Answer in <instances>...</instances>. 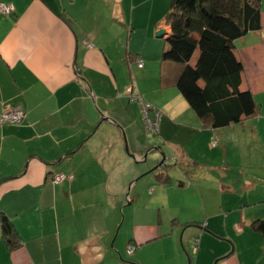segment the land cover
Returning a JSON list of instances; mask_svg holds the SVG:
<instances>
[{"label":"crops","instance_id":"1","mask_svg":"<svg viewBox=\"0 0 264 264\" xmlns=\"http://www.w3.org/2000/svg\"><path fill=\"white\" fill-rule=\"evenodd\" d=\"M149 1L0 0L13 6L0 12V118L6 106L27 114L0 123V210L20 237L10 249L0 235V264H264V235L253 227L264 219V138L243 124L257 114L221 129L203 124L176 86L182 66L162 60L164 42L134 44L149 26L170 34L165 6ZM167 2L169 10L170 0L156 5ZM237 42L242 90L264 92L263 7L262 29ZM133 94L162 111L157 132ZM245 138L257 143L231 159ZM217 152L232 178L223 175L230 185L214 194ZM179 163L194 166L175 171ZM59 173L66 179L54 183ZM182 173L190 180L178 181ZM142 176L146 200L145 186L128 191ZM129 204L119 258L108 243Z\"/></svg>","mask_w":264,"mask_h":264},{"label":"trees","instance_id":"2","mask_svg":"<svg viewBox=\"0 0 264 264\" xmlns=\"http://www.w3.org/2000/svg\"><path fill=\"white\" fill-rule=\"evenodd\" d=\"M261 4L262 0H170L165 17L170 34L164 38L162 60L182 66L176 86L207 127L225 128L258 112L254 93L241 88L244 65L236 40L262 29ZM14 109L25 113L21 122L12 123L21 124L26 111ZM253 227L264 235V219ZM0 235L10 249L19 247V234L2 210Z\"/></svg>","mask_w":264,"mask_h":264},{"label":"rangeland","instance_id":"3","mask_svg":"<svg viewBox=\"0 0 264 264\" xmlns=\"http://www.w3.org/2000/svg\"><path fill=\"white\" fill-rule=\"evenodd\" d=\"M160 1V0H153V2L149 1V6H154L155 5V9H161L162 6H165V9L163 10L162 9V18L165 17L168 12V2L167 4H163L161 3L160 6H157L156 3ZM261 6L263 7V11H264V0H262V4ZM164 19V18H163ZM162 19V20H163ZM148 20V19H147ZM145 24H148L145 22ZM160 31V30H159ZM158 30H153L151 26H149L148 28H144L143 30L141 29L140 31V34H139V37H137L134 42V44L136 45V42H139L141 43V46L144 45L146 42H150L148 39H152V36L155 38L156 41H163L164 42V38L163 37H158ZM254 33H251V35L248 38V43H250L255 35H253ZM238 44V42L236 43V45ZM255 98L258 102V106H259V109H258V113L256 116L252 117V118H247L244 126H245V129L251 131L253 129H255L257 132L261 133V134H258V135H262V138H264V92L262 93H257L255 95ZM191 110V109H189ZM189 115H187L185 112L182 113L181 115V118L182 119H186L188 118ZM242 126V125H241ZM252 133V131H251ZM257 143V142H256ZM255 143V144H256ZM218 144V141L216 140V143L214 144V146L216 145L217 146ZM254 143H252V140L250 138H245L243 139V143H241V145L237 146L235 149L234 148H230L229 151H228V155L231 157V159H238V160H241L242 159V152L243 151L246 155H247V150H250V148L254 147L255 146ZM257 147V146H256ZM258 149H260V147H257ZM219 151H222L221 149V145L219 144ZM236 154L239 156V157H236ZM225 155V152H217V154H214V167H215V170L218 172V173H214V194H216V191H218L217 189H227V187H229L230 185V182L226 179L223 178V175H228L229 178H232L231 174L232 173H229V170L228 169H224V167H226L224 165V162L222 161L223 157ZM152 156V154L150 155V157ZM162 157L160 158L159 160V163L161 161ZM171 166H175L176 164L173 162L170 163ZM180 167H178L177 165V170H191L192 166H194L193 164L191 166H185L181 163H179ZM219 166V169H217V167ZM173 171V173L177 176L178 174H180L181 172H175ZM183 174V178H176L178 181L179 179L183 180V181H189V177L185 174V173H182ZM178 177V176H177ZM144 180L143 179V176L139 179V183L136 187H132L129 191V193L131 192L132 194L136 193L137 189L141 188V187H144L145 184L147 183V181H145L144 183ZM233 183V182H232ZM217 188V189H216ZM152 189H150L149 187L145 186L144 187V191L142 193V200H146L148 198V191H151ZM127 193V191H126ZM189 194V193H188ZM166 206H165V211H164V217H165V221L164 223L166 222H169V213H168V209L170 207H173V204L171 201H169V199L167 198L166 199ZM134 205L133 204H129V205H126L124 206L123 209H121L120 211V222L117 226V228H115V231L113 232V238L111 239V241H109L108 245L112 248V252H118L119 251V247H125L124 249L126 250L127 247H126V243L127 241L129 240V237H130V232H131V212H132V209H133ZM143 207V206H142ZM125 209V211H124ZM157 215H158V212L156 211ZM155 215V214H154ZM153 220H156L157 217L156 216H153L152 217ZM173 219V218H172ZM171 219V220H172ZM118 237V239H117ZM117 239V241H116ZM116 241V243H115ZM133 244V243H131ZM126 256H130L126 253L125 257L122 256V259H127ZM118 257L120 258V255H119V252H118Z\"/></svg>","mask_w":264,"mask_h":264},{"label":"built area","instance_id":"4","mask_svg":"<svg viewBox=\"0 0 264 264\" xmlns=\"http://www.w3.org/2000/svg\"><path fill=\"white\" fill-rule=\"evenodd\" d=\"M12 10V5L0 3V11L4 14H9ZM143 64L144 61H138L139 67H142ZM133 97L140 103L147 129L152 132H157L159 130L162 111L154 104L144 100L140 94H133ZM24 115L25 113L22 110H16L14 108L7 107L4 113L2 114L0 123H19L23 120ZM52 178L55 183H60L64 179H66V175L64 173L53 174ZM194 248L196 249V244L194 245ZM133 251L134 246H130L128 252L133 253Z\"/></svg>","mask_w":264,"mask_h":264},{"label":"water","instance_id":"5","mask_svg":"<svg viewBox=\"0 0 264 264\" xmlns=\"http://www.w3.org/2000/svg\"><path fill=\"white\" fill-rule=\"evenodd\" d=\"M164 34H166V30H164V29H161V30L158 32V37H162V36H164ZM161 155L163 156V155H164V153H163V152H161ZM161 163H162V162H160V164H159V165H161Z\"/></svg>","mask_w":264,"mask_h":264}]
</instances>
